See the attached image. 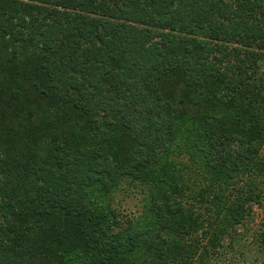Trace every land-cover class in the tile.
<instances>
[{
    "label": "trees",
    "instance_id": "16d2710c",
    "mask_svg": "<svg viewBox=\"0 0 264 264\" xmlns=\"http://www.w3.org/2000/svg\"><path fill=\"white\" fill-rule=\"evenodd\" d=\"M254 205L264 0H0V264H217Z\"/></svg>",
    "mask_w": 264,
    "mask_h": 264
},
{
    "label": "rangeland",
    "instance_id": "374dc122",
    "mask_svg": "<svg viewBox=\"0 0 264 264\" xmlns=\"http://www.w3.org/2000/svg\"><path fill=\"white\" fill-rule=\"evenodd\" d=\"M141 194L137 191H119L111 196L113 205L125 214L136 213L139 209ZM262 208L254 205L251 215L238 226L235 238L224 241V245L218 248L217 264H263L264 253L257 247V233L263 229ZM213 263V262H212Z\"/></svg>",
    "mask_w": 264,
    "mask_h": 264
}]
</instances>
